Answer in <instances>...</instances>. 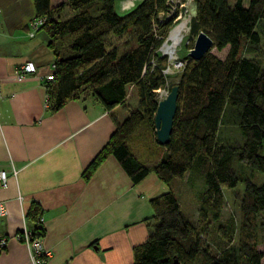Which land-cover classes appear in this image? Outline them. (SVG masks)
<instances>
[{
    "label": "trees",
    "instance_id": "16d2710c",
    "mask_svg": "<svg viewBox=\"0 0 264 264\" xmlns=\"http://www.w3.org/2000/svg\"><path fill=\"white\" fill-rule=\"evenodd\" d=\"M33 1L54 55L53 79L44 82L51 111L88 96L111 110L126 101L128 87L137 97V105L117 124L83 177L88 179L109 155L133 182L150 171L166 184L188 173L198 201L196 221L180 209L172 191L151 198L150 230L134 246L133 264H174L175 259L179 264H264V251L257 248L264 226V184L251 178L255 171L264 173V67L257 57L241 54L243 47L252 51L246 46L260 42L256 28L260 23L264 27V0H193L190 28L196 36L205 32L212 48L227 47V52L224 57L208 51L199 60L185 58L174 84L177 108L166 145L155 139L153 116L157 91L169 85L163 73L167 60L158 51L177 14L171 0H141L123 14L117 0ZM126 32L132 33L133 44L119 50L113 39ZM142 126L163 149L153 161L142 160L132 145ZM232 128L237 136H230ZM242 162L250 175L238 172L236 164ZM240 183L238 227L232 222L224 226L223 189ZM40 213L35 203L26 214L34 222L33 236L44 234L37 222ZM214 230L221 232L212 250Z\"/></svg>",
    "mask_w": 264,
    "mask_h": 264
},
{
    "label": "crops",
    "instance_id": "0c3cea01",
    "mask_svg": "<svg viewBox=\"0 0 264 264\" xmlns=\"http://www.w3.org/2000/svg\"><path fill=\"white\" fill-rule=\"evenodd\" d=\"M36 19L33 0H0V171L8 176L0 187L5 206L0 232L12 236L23 225L32 229L34 222L26 214L37 203L44 228L41 242L51 251L41 264H133V248L150 230L151 198L172 191L188 215L179 191L188 192L196 207L195 220L189 218L196 221L198 201L188 173L166 184L150 171L133 182L109 155L88 179L83 177L136 105L125 101L108 110L88 96L51 111L44 82L53 73L54 55L45 30L33 28ZM27 60L34 61L36 70L20 75ZM132 145L144 161L163 152L156 149L153 155L139 136ZM0 264L33 263L27 245L12 237L0 252Z\"/></svg>",
    "mask_w": 264,
    "mask_h": 264
},
{
    "label": "rangeland",
    "instance_id": "374dc122",
    "mask_svg": "<svg viewBox=\"0 0 264 264\" xmlns=\"http://www.w3.org/2000/svg\"><path fill=\"white\" fill-rule=\"evenodd\" d=\"M56 2L59 0H55ZM141 0H135L133 4H131L128 7H124V0H117L116 2V8L119 13L123 14L132 9L135 5H137ZM171 10H176L177 14L176 17L173 21V25L171 29H173L176 25H178L182 20H186L188 23V30L184 32L183 38L181 42L176 46L175 51L172 55H168L167 53H164L162 50V46L159 49V53L163 56H165L167 62L171 63V71L168 74V87L171 85H174L175 82L178 80L180 70H177V65L176 61L179 60H185V58L188 56V53L190 49L193 47L195 38H196V33L192 31L190 28V23L192 20V17L195 13L194 9V2L193 0H171ZM64 17L69 15V12L66 10L64 11ZM170 29V30H171ZM259 33H260V42L258 45L251 46V45H244L248 48H251L252 51L245 47H243L241 54L246 55V56H254L257 57L259 62L261 63V66L264 67V27L263 23H260L257 28H256ZM170 32V31H169ZM169 34V33H168ZM114 43L118 45L119 50L127 49L129 48L128 46L133 44V38H132V33L131 32H126L124 35H122L120 38H114L113 39ZM210 52L214 53L215 55L219 57H224V55L227 52V47L218 51L216 48H211ZM174 57V58H173ZM174 64V65H173ZM176 65V66H175ZM174 66V67H173ZM176 67V68H175ZM165 89H160V93L162 94V97H164L168 92L169 88ZM128 95L126 99V103L129 106H135L136 104V95L134 92L133 87H128L127 89ZM235 129V128H234ZM233 128L229 131V134L231 137L237 136L236 130ZM140 131L142 132L140 134V143L141 145L143 144L144 147L146 145H150L152 152L151 153H156L157 150L159 149L160 146H157L156 143L152 142V135L148 134L146 126H142L140 128ZM140 133V132H139ZM152 145H155L154 147ZM237 170L240 173V175L247 176L250 175V169L245 163H237L236 164ZM252 180L258 184H264V173L255 171L252 176ZM243 189V184H239L236 188L233 189H223V195H224V206L222 209V216H221V221L224 226H227L230 222L234 224V228L238 227L239 224V213H240V194ZM179 196L183 201V207L185 211L188 213L189 217L195 220L196 216V211H195V202H193L191 195L188 192H185L180 189L179 191ZM198 214V212H197ZM219 232H215L214 230V235L212 236V241H213V246L212 250H215V247L218 246V239L217 235L221 232V230H218ZM259 241L257 244V248L261 251H264V226L260 230L259 233ZM236 239V230L232 234V239L231 243H235ZM264 262V258L262 260Z\"/></svg>",
    "mask_w": 264,
    "mask_h": 264
},
{
    "label": "built area",
    "instance_id": "2783aa9c",
    "mask_svg": "<svg viewBox=\"0 0 264 264\" xmlns=\"http://www.w3.org/2000/svg\"><path fill=\"white\" fill-rule=\"evenodd\" d=\"M43 20L44 19L42 18H37L33 23V28L34 29L38 28L43 23ZM176 62H177L176 63L177 68L176 67L175 68L181 71V69L183 68L185 64V61L178 59ZM35 70H36V65L34 61L27 60L20 66L18 72L20 75H24L27 73H33L35 72ZM170 71H171V63H169L168 61L165 68L163 69V73L168 75ZM52 79H53V74L52 73L48 74L46 77V80H52ZM157 93H158L159 99L163 98L162 94L160 93V90H158ZM13 172H15V170H13ZM7 177H8L7 172L5 170H1L0 171V187L6 186ZM4 214H5V206L2 202H0V219L4 216ZM42 221L43 219L41 215H38V218H37L38 224L42 225ZM12 237L17 240L23 241L27 245L29 249V253H30V258L33 264L43 263L46 260V258L51 254L50 249L43 246L41 242V236H33L31 229H29L25 225H23V228L20 231L16 232L12 236L6 235L0 232V252L6 248V245L9 239Z\"/></svg>",
    "mask_w": 264,
    "mask_h": 264
},
{
    "label": "water",
    "instance_id": "95a60500",
    "mask_svg": "<svg viewBox=\"0 0 264 264\" xmlns=\"http://www.w3.org/2000/svg\"><path fill=\"white\" fill-rule=\"evenodd\" d=\"M212 39L203 31H200L188 56L199 60L212 48ZM178 86L173 85L169 92L157 102L153 116L155 139L159 145H166L170 141L173 120L177 108ZM174 264H179L175 259Z\"/></svg>",
    "mask_w": 264,
    "mask_h": 264
},
{
    "label": "bare ground",
    "instance_id": "6f19581e",
    "mask_svg": "<svg viewBox=\"0 0 264 264\" xmlns=\"http://www.w3.org/2000/svg\"><path fill=\"white\" fill-rule=\"evenodd\" d=\"M135 0H124V7H128L133 4ZM188 23L186 20H182L178 25L170 30L165 42L163 43L162 50L168 55H172L176 46L181 42L184 32L188 30ZM174 58V57H173Z\"/></svg>",
    "mask_w": 264,
    "mask_h": 264
}]
</instances>
